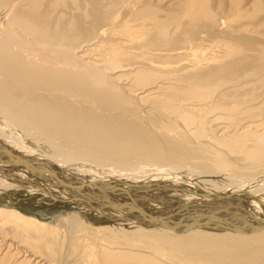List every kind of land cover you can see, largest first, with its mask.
<instances>
[{"label":"bare ground","instance_id":"bare-ground-1","mask_svg":"<svg viewBox=\"0 0 264 264\" xmlns=\"http://www.w3.org/2000/svg\"><path fill=\"white\" fill-rule=\"evenodd\" d=\"M0 204V264H264V0H0Z\"/></svg>","mask_w":264,"mask_h":264},{"label":"rangeland","instance_id":"rangeland-1","mask_svg":"<svg viewBox=\"0 0 264 264\" xmlns=\"http://www.w3.org/2000/svg\"><path fill=\"white\" fill-rule=\"evenodd\" d=\"M27 195L30 196L29 194H27ZM23 197H26V195H24ZM14 198H16L15 195H13V198L12 199H14ZM33 199H30V198H27V199L24 198V199H22L21 197H17L14 200L17 201V203L19 204V205L18 204L17 205L15 204L16 207L18 206V209L23 210L25 212H29V213H34V214L38 215L39 217H43V215H44L46 218H48V216H52V217L55 218V216L58 213L65 212V211H63L65 209V207H61L60 204L43 202V201L38 200L37 197H33ZM7 200H9V199L8 198H3L2 203L3 204H5L4 202L8 203L9 201H7ZM37 200H38V202H37ZM9 204L12 205L11 203H8L6 205H9ZM56 212H58V213H56Z\"/></svg>","mask_w":264,"mask_h":264}]
</instances>
